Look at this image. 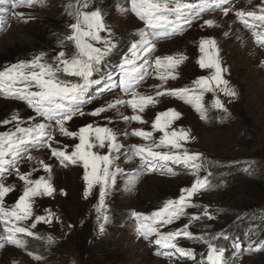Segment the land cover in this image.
<instances>
[{
	"label": "rangeland",
	"instance_id": "1",
	"mask_svg": "<svg viewBox=\"0 0 264 264\" xmlns=\"http://www.w3.org/2000/svg\"><path fill=\"white\" fill-rule=\"evenodd\" d=\"M86 2L100 4L99 11L104 16V22L112 29L118 44L105 58L106 64L114 65L120 58L127 56L131 42L137 38L134 33L143 27V23L130 11H125L130 7L129 0H37L31 7L26 5L18 8L4 3L0 4V8L7 9L0 14V70L20 60H30L41 52L45 53V60L49 63L53 62L60 51L71 55L74 46L65 37L70 34L68 25L74 20L68 12ZM260 6V0H238L229 8L227 16L222 11L207 14L177 37L155 42V50L151 54L153 61L165 55L179 54L187 57L176 70L177 79L169 80L164 85L165 88H179L191 87L193 80L210 74L209 70L201 71L197 64L200 56L199 41L202 38H214L217 41L221 66L225 70L223 76L237 95L228 97L217 91L214 97L213 93H206V120H201L191 105L184 101L162 96L157 97V103L141 114L148 122L143 125L124 122L116 110H109L100 117L87 114L76 116L66 124L70 131H78L88 123L112 127L117 131L118 142L123 145L120 153L113 154L116 157L114 168L119 167L123 171L117 174L116 183L109 189L102 213L96 211L99 204L98 185L93 187L87 198L84 197L81 166L60 165L48 148L32 149L26 153L18 161L20 173H31L30 179L47 177L48 174L44 173L39 164L43 160L52 167L51 182L56 191L52 197L35 198L33 217L20 226L30 227L36 215L47 214L45 210H50L54 219L51 224L41 223L32 229L36 233L35 237L21 235L26 245L23 248L9 245L2 239L5 233L0 224V264H198L200 254L207 252L206 244L188 238L178 242V246L192 249L196 253V261L187 258L162 259L154 253L153 244L136 235L131 218L133 212L150 215L153 210L162 207L166 200L178 198L180 189L190 187L196 178L188 172L163 176L159 172L145 173L132 191L126 189V174L139 168V163L127 157V149L131 144L144 143L132 137L131 131L135 128L150 131L155 115L168 109L181 113L180 119L172 127L189 134V141L182 142L184 148L189 152L200 153L206 161L207 171H201L200 177L207 176L209 179L213 172L217 174L222 169L224 174L220 178L211 179L212 183L209 179V189L193 197V203L198 207L186 209V215L180 222L164 232L188 224V230L193 236H204L212 242V236L217 233L239 230L244 226L242 234L247 237L246 246L259 247L261 250L251 251L243 245L247 254H240L238 259L225 255V259L231 264H264V197L257 187L258 183L264 184V47L256 45L252 34L244 32L234 16L236 11L256 10ZM16 13L24 15L18 17ZM207 19L215 21L212 28L201 27ZM159 84L160 81L154 75H148L137 91L155 96ZM117 97L120 95L113 93L89 104L83 110L88 113L96 107L106 106ZM213 98L220 99L228 109L227 119L222 118L224 113L211 107ZM120 112L129 116L132 114L126 106L121 107ZM14 115L22 127L29 126V122L41 120H33L35 113L26 103L0 95V132L14 130L16 121L11 120ZM5 119L11 122L5 125ZM159 136L160 133H154V138ZM77 142L57 131L54 133L52 147H66L71 152ZM99 151L101 154L107 152L106 149ZM29 155L31 160L28 159ZM0 183L13 189L5 197V206L11 207L23 192V181L19 180L15 170H11L10 174H0ZM205 208L214 219L207 218ZM103 215L108 216L106 223ZM192 216L199 219L191 220ZM100 224L105 225L103 233L99 232ZM69 225L72 227L69 228ZM49 235L54 238L52 244L47 243L46 237ZM233 248L236 249V246ZM29 252L40 255L42 259H33Z\"/></svg>",
	"mask_w": 264,
	"mask_h": 264
},
{
	"label": "snow or ice",
	"instance_id": "2",
	"mask_svg": "<svg viewBox=\"0 0 264 264\" xmlns=\"http://www.w3.org/2000/svg\"><path fill=\"white\" fill-rule=\"evenodd\" d=\"M37 0H0V4L9 3L12 8L27 5L31 7ZM212 5L219 7L224 0H211ZM130 11L139 21L143 23L134 35V39L128 49V55L124 57L119 65V77L117 87L122 96L111 100L106 106L96 107L94 110L85 113L84 106L90 103L87 97L90 87L96 83L93 75L99 71L102 62L118 46L112 29L104 22V16L99 10L90 12L83 9L88 5L76 7L69 11L68 15L74 22L68 25L70 34L65 39L74 46V52L66 55L60 51L52 63L45 60V53L41 52L30 60H20L3 67L0 70V95L26 103L27 107L35 113L33 120L41 118L39 122H29V126L22 127L17 116L11 120L16 121L14 130L0 132V174L15 170L20 181H23V192L16 199L11 207L5 206V197L13 191L11 187L0 183V224L3 225L2 237L9 245L18 248L25 247L21 235L35 237L38 224H51L54 214L45 210L46 215H36L30 227L20 226L22 222L29 221L33 217V200L39 197H52L56 191L51 182L52 167L43 160L39 161L40 167L47 177L40 176L37 179H30L31 173L21 174L18 168V161L32 149L48 148L51 156L60 165H79L83 168V181L85 184L84 197L87 198L94 186H99V204L96 211L102 213L105 204V197L116 183V176L123 170L114 168L116 157L114 153H120L123 145L118 142V134L112 127L98 126L88 123L78 131H70L66 124L76 116L100 117L101 114L116 110L124 122H135L137 124L148 123L142 113L149 106L157 103V97L171 96L184 101L192 106L199 114L201 120L208 118V109L205 107L204 97L206 93H223L224 96L236 97L237 93L229 87V82L224 78V69L221 66L219 48L214 38H202L199 41L200 56L197 64L201 71L209 70V75H202L192 81L191 87L165 88L169 80H176L177 68L187 59L184 55H165L151 59L155 50V42L161 39L170 38L182 33L185 26L191 27L194 20L199 18L210 5L205 0L200 5H193L183 0H129ZM7 9L0 8V14ZM225 16L230 9L222 8ZM194 13V15H193ZM22 17L23 13H16ZM235 17L243 25L252 30V36L257 45L264 47V0L258 10L236 11ZM215 21L204 20L201 27L212 28ZM101 33L106 35L102 36ZM227 35V33H226ZM264 64V62H262ZM63 76L75 77L76 80L63 79ZM160 81L157 85L155 96L140 94L137 91L140 83L148 76ZM124 97H127L125 99ZM126 106L131 110V115H124L120 108ZM211 107L219 110L228 118V109L218 98H213ZM181 113L175 109L158 112L152 120L150 131L143 128H135L131 136L144 141L143 144H131L127 149V157L140 161L139 168L130 174H126V189L132 191L135 183L145 173L159 172L160 175H175L171 165L183 166L193 176L194 182L190 187L180 189L178 198L168 199L163 206L153 210L150 215L141 212H133L131 218L134 221L136 235L148 241L150 244L161 249L172 250L170 256L178 254L179 257L196 261V253L192 249L178 246V238L195 239L207 245V252L200 254L198 264H231L225 259L223 248L216 247L211 240L204 236H193L188 230L189 225L172 231H161V228L173 224L186 215V209L196 208L193 197L210 185L207 176L201 178L200 172L207 171L206 161L200 153L189 152L182 142L189 141V134L184 130L173 129V123L179 120ZM107 119V118H106ZM11 121L5 119L3 124ZM112 121L109 119L108 121ZM59 132L64 137L77 140L71 152L64 149L52 147L54 133ZM160 133L154 138V133ZM127 135V133H125ZM96 149V150H94ZM106 149L105 154L99 150ZM163 149V150H161ZM28 159H32L29 155ZM114 169V170H113ZM33 169L32 171H35ZM210 175V173H209ZM63 194V193H62ZM204 214L209 220L214 219L207 208ZM99 218V217H98ZM199 217L192 216L191 220ZM105 223L108 216L103 215ZM72 225H69L71 228ZM105 231V225H99V232ZM227 239L224 232L212 236V240L218 238ZM47 243L52 244L54 238L46 237ZM251 251H260L259 247ZM33 259L39 261L40 255L28 253Z\"/></svg>",
	"mask_w": 264,
	"mask_h": 264
},
{
	"label": "trees",
	"instance_id": "3",
	"mask_svg": "<svg viewBox=\"0 0 264 264\" xmlns=\"http://www.w3.org/2000/svg\"><path fill=\"white\" fill-rule=\"evenodd\" d=\"M106 1H111V0H106ZM101 2H102V0H101ZM86 4L88 5V7H86V8H90V10L92 11V10H99V3L97 4H95V3H90V2H86ZM113 5V4H112ZM85 8V9H86ZM87 10V9H86ZM61 76H62V78L63 79H67V80H74L75 78H73V77H70V78H68L67 76H63V74H61ZM235 169H237V168H235ZM181 173H184V174H186V172H181ZM223 174H224V169H222V171H220V172H217V174L215 173L214 174V172H213V175H212V177L210 178V180L211 179H217V178H220V177H222L223 176ZM222 181H225L224 179H221ZM229 181V180H228ZM211 183H212V180H211ZM257 187H258V190L261 192V194H262V197H264V184L263 183H258L257 184ZM263 201H264V198H263ZM252 217L253 216H251L250 218L252 219ZM244 227V226H243ZM243 227H241L239 230H237V229H235L234 230V232H233V234H235L236 236L237 235H239V236H244L243 234H242V232L244 231L243 230ZM170 229V228H169Z\"/></svg>",
	"mask_w": 264,
	"mask_h": 264
}]
</instances>
